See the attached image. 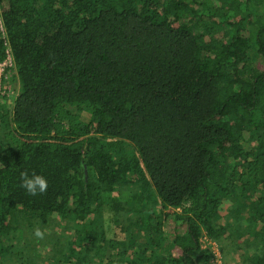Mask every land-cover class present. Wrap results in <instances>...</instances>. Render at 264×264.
<instances>
[{"label":"trees","instance_id":"1","mask_svg":"<svg viewBox=\"0 0 264 264\" xmlns=\"http://www.w3.org/2000/svg\"><path fill=\"white\" fill-rule=\"evenodd\" d=\"M8 48L0 264H38L37 228L40 264H211L204 237L264 264V0H0Z\"/></svg>","mask_w":264,"mask_h":264},{"label":"rangeland","instance_id":"2","mask_svg":"<svg viewBox=\"0 0 264 264\" xmlns=\"http://www.w3.org/2000/svg\"><path fill=\"white\" fill-rule=\"evenodd\" d=\"M72 1V0H70ZM256 48H254L253 53H251L253 62L256 63L258 60V56L255 53ZM12 68V67H11ZM11 68H7L5 75H2L5 78V83L3 84L2 81L0 83V87H1V93H5L3 96V98H5L7 101V104H5V108L8 109L9 105H12L16 95H17V91H18V85H16L14 83V71ZM1 96V97H2ZM7 106V107H6ZM91 115L90 114H84L83 116V120L85 121H89ZM125 150V154L126 156H131L133 153V148L130 145H125L124 147ZM124 199L128 200L131 199V194L130 192H125L124 193ZM123 199V201H124ZM113 215L108 212L105 214V219H106V233L107 236L110 239H115L117 236L120 237V239H123L125 237V233H122L119 228L116 229V226L113 222ZM62 228H59L57 231L58 233L63 232ZM184 232V231H182ZM44 236L42 239H38L37 237H35L34 232L33 231H29V232H24L21 234V247H26L27 244H29L30 246V250L33 253L31 258L32 259H36V261L38 262V264H40L43 259L46 258V255L49 251V249H52V243L50 242H45L44 239L46 237H52L51 235L56 234V237H60V234H57L55 229H44ZM218 245V243H216ZM219 249L220 246L218 245ZM27 248V247H26ZM25 248V250H26ZM171 248V242L170 241H166L164 244V251L168 252V250ZM28 250V249H27ZM27 252V251H26ZM221 255H222V259H223V263L224 264H239L236 260H234V258H226L225 256H223L224 254L222 253L221 249H220ZM232 257V256H231ZM42 259V260H41Z\"/></svg>","mask_w":264,"mask_h":264},{"label":"clouds","instance_id":"3","mask_svg":"<svg viewBox=\"0 0 264 264\" xmlns=\"http://www.w3.org/2000/svg\"><path fill=\"white\" fill-rule=\"evenodd\" d=\"M20 181V187L23 188L28 195L33 197L37 196L38 194H44L48 188L47 180L43 176L36 175L35 173L29 175L26 172H22ZM34 235L38 239H42L44 233L39 228H37L34 231Z\"/></svg>","mask_w":264,"mask_h":264},{"label":"built area","instance_id":"4","mask_svg":"<svg viewBox=\"0 0 264 264\" xmlns=\"http://www.w3.org/2000/svg\"><path fill=\"white\" fill-rule=\"evenodd\" d=\"M14 65L15 64L13 61V57L11 55V50H10V48H8L6 61L3 63H0V83H1V80L3 77L2 75H5L7 68L14 67ZM4 94L5 93H1V87H0V97ZM202 242H203V248L209 249L212 252L213 258L211 260V264H224L220 249H219L218 245L216 244V242L208 239L207 237H204Z\"/></svg>","mask_w":264,"mask_h":264}]
</instances>
